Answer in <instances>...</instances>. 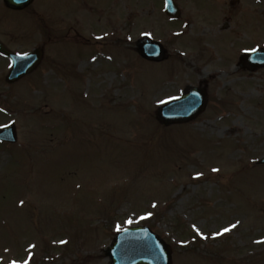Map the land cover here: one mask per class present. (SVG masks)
I'll list each match as a JSON object with an SVG mask.
<instances>
[{
  "label": "rangeland",
  "instance_id": "374dc122",
  "mask_svg": "<svg viewBox=\"0 0 264 264\" xmlns=\"http://www.w3.org/2000/svg\"><path fill=\"white\" fill-rule=\"evenodd\" d=\"M160 2L35 0L11 12L0 0L4 44L43 49L32 74L0 79V127L17 136L0 146V264H109L104 249L135 226L171 246L172 264H264V70L236 63L264 41V0H251L256 14L241 12L234 34L213 29L246 1L230 12L177 0L176 23ZM145 35L167 60L138 57ZM199 83L205 111L160 125V104Z\"/></svg>",
  "mask_w": 264,
  "mask_h": 264
},
{
  "label": "water",
  "instance_id": "95a60500",
  "mask_svg": "<svg viewBox=\"0 0 264 264\" xmlns=\"http://www.w3.org/2000/svg\"><path fill=\"white\" fill-rule=\"evenodd\" d=\"M10 9L21 10L32 0H4ZM167 12L176 17L177 11L170 1L166 2ZM138 54L147 61L160 62L166 58L163 47L148 38L136 44ZM3 51L0 46V52ZM12 69L7 77L8 82H15L32 72L39 64L41 53L35 51L26 56L8 55ZM206 106L205 93L199 89L188 88L183 96L159 109L157 117L164 125L186 123L200 113ZM0 140L14 143L16 140L14 128L7 126L0 131ZM264 164V158L259 162ZM110 264H171L169 246L153 235L147 228L125 230L116 235L110 247L106 250Z\"/></svg>",
  "mask_w": 264,
  "mask_h": 264
},
{
  "label": "snow or ice",
  "instance_id": "6c2138e0",
  "mask_svg": "<svg viewBox=\"0 0 264 264\" xmlns=\"http://www.w3.org/2000/svg\"><path fill=\"white\" fill-rule=\"evenodd\" d=\"M232 227L234 228L235 225H232ZM228 231H231V228H225V229H224V232H228Z\"/></svg>",
  "mask_w": 264,
  "mask_h": 264
}]
</instances>
